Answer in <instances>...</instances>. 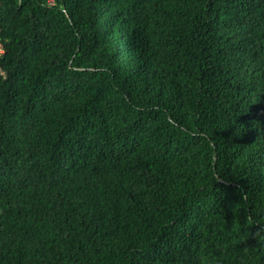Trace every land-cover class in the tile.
Here are the masks:
<instances>
[{
  "label": "trees",
  "instance_id": "obj_1",
  "mask_svg": "<svg viewBox=\"0 0 264 264\" xmlns=\"http://www.w3.org/2000/svg\"><path fill=\"white\" fill-rule=\"evenodd\" d=\"M264 0H0V264H264Z\"/></svg>",
  "mask_w": 264,
  "mask_h": 264
},
{
  "label": "clouds",
  "instance_id": "obj_2",
  "mask_svg": "<svg viewBox=\"0 0 264 264\" xmlns=\"http://www.w3.org/2000/svg\"><path fill=\"white\" fill-rule=\"evenodd\" d=\"M256 236H257V239H258L260 242H264V231H262V232H257Z\"/></svg>",
  "mask_w": 264,
  "mask_h": 264
}]
</instances>
